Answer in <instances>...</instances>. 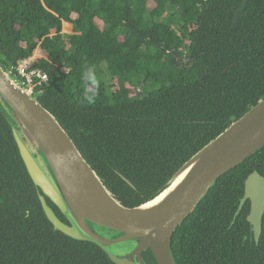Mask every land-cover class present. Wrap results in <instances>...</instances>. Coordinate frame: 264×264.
I'll return each instance as SVG.
<instances>
[{
  "label": "trees",
  "instance_id": "trees-1",
  "mask_svg": "<svg viewBox=\"0 0 264 264\" xmlns=\"http://www.w3.org/2000/svg\"><path fill=\"white\" fill-rule=\"evenodd\" d=\"M242 1L0 0V65L35 56L48 76L37 101L115 199L138 206L264 97V0H247L234 23ZM253 170L264 176V146L221 175L176 228L177 264H264V213L257 243L249 199L235 214ZM0 264H115L53 229L1 109Z\"/></svg>",
  "mask_w": 264,
  "mask_h": 264
},
{
  "label": "water",
  "instance_id": "water-1",
  "mask_svg": "<svg viewBox=\"0 0 264 264\" xmlns=\"http://www.w3.org/2000/svg\"><path fill=\"white\" fill-rule=\"evenodd\" d=\"M246 3L235 9L234 23ZM0 109L53 229L94 243L115 264H148L145 251L156 264H177L171 250L176 228L221 175L264 146L263 97L187 159L152 199L127 207L106 188L50 111L14 85L1 65ZM166 189L160 199L145 205ZM248 199L246 219L257 243L264 213V176L257 170L246 177L235 214Z\"/></svg>",
  "mask_w": 264,
  "mask_h": 264
},
{
  "label": "built area",
  "instance_id": "built-area-1",
  "mask_svg": "<svg viewBox=\"0 0 264 264\" xmlns=\"http://www.w3.org/2000/svg\"><path fill=\"white\" fill-rule=\"evenodd\" d=\"M34 59V55L20 58L15 64H12L5 70L8 78L14 85L33 96L41 91L43 85L48 80L46 72L34 66Z\"/></svg>",
  "mask_w": 264,
  "mask_h": 264
},
{
  "label": "rangeland",
  "instance_id": "rangeland-1",
  "mask_svg": "<svg viewBox=\"0 0 264 264\" xmlns=\"http://www.w3.org/2000/svg\"><path fill=\"white\" fill-rule=\"evenodd\" d=\"M147 5H148L149 8H152L154 6V3H153V1H148ZM95 22H96V24H97V26L99 28H103V23H102V21L100 19L95 18ZM63 29H64V31L69 32L70 31V26L68 24H64L63 25ZM36 53H38V50L35 52V54ZM102 70H103V77H105L106 79H108L106 81V83L108 85L110 83V80L108 78V73H107L104 65H102ZM139 92L142 93L141 87H139L137 89H132V93H139Z\"/></svg>",
  "mask_w": 264,
  "mask_h": 264
},
{
  "label": "bare ground",
  "instance_id": "bare-ground-1",
  "mask_svg": "<svg viewBox=\"0 0 264 264\" xmlns=\"http://www.w3.org/2000/svg\"><path fill=\"white\" fill-rule=\"evenodd\" d=\"M178 179H179V178H177V179L173 182L172 185H174V183H175ZM166 191H167V189H166L165 191H163L159 196H157L154 200L148 202V203L145 204V205L151 204V203L155 202L156 200L160 199V197H162V195H164V193H166Z\"/></svg>",
  "mask_w": 264,
  "mask_h": 264
}]
</instances>
